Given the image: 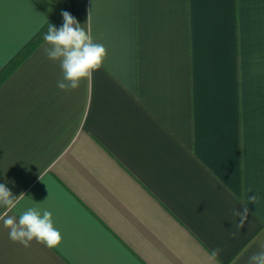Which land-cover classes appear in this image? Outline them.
<instances>
[{
    "label": "crops",
    "instance_id": "obj_1",
    "mask_svg": "<svg viewBox=\"0 0 264 264\" xmlns=\"http://www.w3.org/2000/svg\"><path fill=\"white\" fill-rule=\"evenodd\" d=\"M62 10L107 57L63 91L43 40L0 85V183L25 196L9 215L47 209L62 236L25 248L0 222V264H247L264 244V0H0V70Z\"/></svg>",
    "mask_w": 264,
    "mask_h": 264
},
{
    "label": "clouds",
    "instance_id": "obj_2",
    "mask_svg": "<svg viewBox=\"0 0 264 264\" xmlns=\"http://www.w3.org/2000/svg\"><path fill=\"white\" fill-rule=\"evenodd\" d=\"M61 16L62 26L57 28L50 24L43 36L48 46L44 47V53L48 59L60 63L63 76L57 81V87L70 91L79 88L81 82H92L93 74L103 66L107 50L103 44L94 42L90 26L86 30L68 11L62 10ZM89 18L90 15L88 21ZM24 197L23 193L14 195L6 184L0 183V206L5 208V211L0 213V222L3 227L9 229V239L25 248L30 247L33 240L50 249L58 247L62 236L54 227L51 211L29 207L21 212L18 219L9 215ZM256 199L257 196L253 195L249 197V202L255 203ZM233 214L239 217V222L236 223L238 231L231 233L235 238L245 226L249 213L245 205L242 212L234 210ZM220 252V248L213 249L211 257L215 259ZM247 264H264V244H261L258 252L248 257Z\"/></svg>",
    "mask_w": 264,
    "mask_h": 264
},
{
    "label": "trees",
    "instance_id": "obj_3",
    "mask_svg": "<svg viewBox=\"0 0 264 264\" xmlns=\"http://www.w3.org/2000/svg\"><path fill=\"white\" fill-rule=\"evenodd\" d=\"M50 24L56 26V23L48 22V24L33 38V40H31L14 59H12L3 69L0 70V85L43 41V36L46 34Z\"/></svg>",
    "mask_w": 264,
    "mask_h": 264
}]
</instances>
